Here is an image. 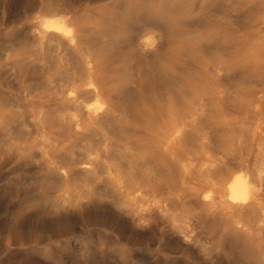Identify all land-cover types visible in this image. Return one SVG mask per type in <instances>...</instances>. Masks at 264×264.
Instances as JSON below:
<instances>
[{"label": "bare ground", "instance_id": "6f19581e", "mask_svg": "<svg viewBox=\"0 0 264 264\" xmlns=\"http://www.w3.org/2000/svg\"><path fill=\"white\" fill-rule=\"evenodd\" d=\"M181 1L122 0V13L110 6L92 9L101 0H88L90 14L87 9L57 10L63 16L44 20L38 36L84 52L85 77L68 96L79 131L88 122L109 123L119 114L161 121V132L129 152L139 160L155 157L163 167L161 182L132 171L134 159H127L114 168V186L123 198L120 209L133 226L152 230L162 223L164 249L178 253L165 256L163 264H264V80L244 95L222 85L230 68L245 64H255L264 79V18L245 34L240 28L229 32L210 18L222 0H205L198 4V14L192 9L181 14L176 30L169 28L171 20L154 21L150 30L138 25L153 16L172 17ZM3 3L8 7L9 0ZM184 18L200 28L173 53L172 42L179 38L182 44L187 37ZM88 31L100 34L95 37L102 43ZM113 40L114 46L135 48L136 87L121 82L119 58L109 45ZM188 51L197 67L181 60ZM206 51L216 53L206 59ZM226 51H237L231 62ZM219 110L254 115L256 126L210 137L190 129L189 120ZM98 161L93 157L81 171H94Z\"/></svg>", "mask_w": 264, "mask_h": 264}, {"label": "rangeland", "instance_id": "374dc122", "mask_svg": "<svg viewBox=\"0 0 264 264\" xmlns=\"http://www.w3.org/2000/svg\"><path fill=\"white\" fill-rule=\"evenodd\" d=\"M87 1L9 0L7 7L0 0V264H163L165 256H178L164 249L161 222L152 230L131 224L114 186V168L127 159H134L132 171L145 172L152 183L161 182L163 167L155 157L139 160L129 153L131 147L150 141L152 133L161 132V121L119 114L109 123L88 122L79 131L68 96L85 77L84 52L38 36L44 20L63 16L57 10L87 9L90 14ZM204 1L182 0L172 17L153 16L138 25L150 30L154 21L171 20L167 24L176 30L181 14L191 9L198 14L197 6ZM105 6L125 11L122 0H101L91 8ZM211 15L216 26L229 32L240 28L245 34L264 18V0H222ZM187 20V37L182 44L179 38L172 42L173 53L198 34L200 27ZM88 35L102 43L95 37L100 34ZM109 45L119 58L121 82L136 87L135 48L114 46V40ZM215 53L206 51L203 57L211 59ZM226 53L231 62L237 51ZM180 58L197 67L192 52ZM256 68L232 67L222 85L242 95L252 92L264 80ZM219 111L189 120L190 129L210 137L256 126L254 115ZM93 157L99 158L96 169L81 171ZM64 172L68 176L63 177Z\"/></svg>", "mask_w": 264, "mask_h": 264}]
</instances>
